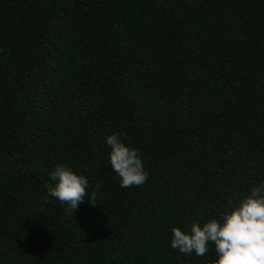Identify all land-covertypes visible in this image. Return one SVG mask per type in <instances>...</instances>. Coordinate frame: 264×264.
I'll return each instance as SVG.
<instances>
[{"label":"trees","instance_id":"trees-1","mask_svg":"<svg viewBox=\"0 0 264 264\" xmlns=\"http://www.w3.org/2000/svg\"><path fill=\"white\" fill-rule=\"evenodd\" d=\"M60 163L89 180L72 215L41 203ZM261 183L264 0H0V264H205L172 227Z\"/></svg>","mask_w":264,"mask_h":264},{"label":"clouds","instance_id":"clouds-1","mask_svg":"<svg viewBox=\"0 0 264 264\" xmlns=\"http://www.w3.org/2000/svg\"><path fill=\"white\" fill-rule=\"evenodd\" d=\"M121 135L113 133L106 137L112 170L119 177L121 187L142 186L148 173L143 169L141 153L126 146ZM49 176L50 181L45 184L47 195L41 203H47L49 197L55 198L66 204L72 215L89 196L88 178L63 163L55 165ZM88 201L97 204L95 192ZM170 246L185 256L194 253L197 257H209L214 250V258L206 259L205 264H264V183L253 186L242 198L229 197L227 210L219 219L212 218L202 224L193 222L184 230L172 227Z\"/></svg>","mask_w":264,"mask_h":264}]
</instances>
